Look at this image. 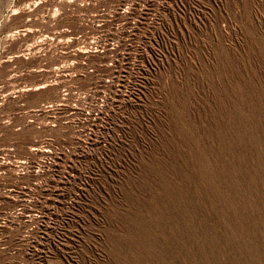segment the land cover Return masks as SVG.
<instances>
[{
    "label": "rangeland",
    "instance_id": "374dc122",
    "mask_svg": "<svg viewBox=\"0 0 264 264\" xmlns=\"http://www.w3.org/2000/svg\"><path fill=\"white\" fill-rule=\"evenodd\" d=\"M0 264H264V0H0Z\"/></svg>",
    "mask_w": 264,
    "mask_h": 264
},
{
    "label": "built area",
    "instance_id": "2783aa9c",
    "mask_svg": "<svg viewBox=\"0 0 264 264\" xmlns=\"http://www.w3.org/2000/svg\"><path fill=\"white\" fill-rule=\"evenodd\" d=\"M45 37H47V35ZM49 39H51V38H49ZM51 40H53V39H51ZM90 44H93V42H91ZM90 44H89L90 47H88V45H86L85 46V49H90V50H93L94 51V49H92L93 47ZM94 46H96V45H94Z\"/></svg>",
    "mask_w": 264,
    "mask_h": 264
},
{
    "label": "bare ground",
    "instance_id": "6f19581e",
    "mask_svg": "<svg viewBox=\"0 0 264 264\" xmlns=\"http://www.w3.org/2000/svg\"><path fill=\"white\" fill-rule=\"evenodd\" d=\"M86 54L88 53H90V52H93V50H90V49H85V51H84ZM39 89V88H38ZM38 89H36V90H38Z\"/></svg>",
    "mask_w": 264,
    "mask_h": 264
}]
</instances>
